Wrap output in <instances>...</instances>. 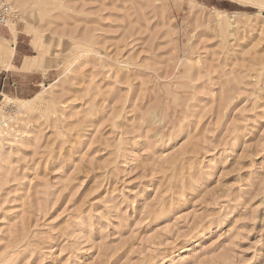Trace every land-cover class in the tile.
Instances as JSON below:
<instances>
[{"label": "rangeland", "instance_id": "obj_1", "mask_svg": "<svg viewBox=\"0 0 264 264\" xmlns=\"http://www.w3.org/2000/svg\"><path fill=\"white\" fill-rule=\"evenodd\" d=\"M6 1L0 264H264V0Z\"/></svg>", "mask_w": 264, "mask_h": 264}, {"label": "crops", "instance_id": "obj_2", "mask_svg": "<svg viewBox=\"0 0 264 264\" xmlns=\"http://www.w3.org/2000/svg\"><path fill=\"white\" fill-rule=\"evenodd\" d=\"M12 46L14 47V48L13 47L12 48H13V54L15 55V53L18 51L17 50V40H16L15 43L12 44ZM13 54H12V56H13ZM11 58H10V60H11ZM0 59H2L7 64L10 63V60H9V62H7L1 57H0ZM24 68H26V67H24ZM9 70L10 69H8V68L0 70V74H1L0 75V93L4 92L5 86H11V88H13L15 91H17V88L19 86L18 82L13 77L16 76V75H20V73L13 72V71H12V73H8ZM22 74L25 75V76H29L31 73H30V71H24Z\"/></svg>", "mask_w": 264, "mask_h": 264}, {"label": "built area", "instance_id": "obj_3", "mask_svg": "<svg viewBox=\"0 0 264 264\" xmlns=\"http://www.w3.org/2000/svg\"><path fill=\"white\" fill-rule=\"evenodd\" d=\"M15 14V10L6 0H0V26L8 27Z\"/></svg>", "mask_w": 264, "mask_h": 264}, {"label": "bare ground", "instance_id": "obj_4", "mask_svg": "<svg viewBox=\"0 0 264 264\" xmlns=\"http://www.w3.org/2000/svg\"><path fill=\"white\" fill-rule=\"evenodd\" d=\"M216 10H218V9H216ZM218 12H219V13H225V14H227L225 11H219V10H218ZM29 65H32V64H29ZM46 88H48V86H46Z\"/></svg>", "mask_w": 264, "mask_h": 264}]
</instances>
